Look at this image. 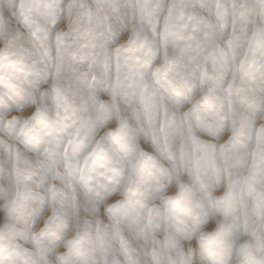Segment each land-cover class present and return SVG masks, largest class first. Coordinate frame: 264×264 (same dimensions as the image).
Segmentation results:
<instances>
[{
  "label": "snow or ice",
  "instance_id": "snow-or-ice-1",
  "mask_svg": "<svg viewBox=\"0 0 264 264\" xmlns=\"http://www.w3.org/2000/svg\"><path fill=\"white\" fill-rule=\"evenodd\" d=\"M0 45V264H264V0H0Z\"/></svg>",
  "mask_w": 264,
  "mask_h": 264
},
{
  "label": "rangeland",
  "instance_id": "rangeland-1",
  "mask_svg": "<svg viewBox=\"0 0 264 264\" xmlns=\"http://www.w3.org/2000/svg\"><path fill=\"white\" fill-rule=\"evenodd\" d=\"M17 2H18V0H17ZM64 2L66 4L67 3V0H64ZM77 2L85 3V4H90V5H93V7H94L95 3H97V0H77ZM99 2L102 3V2H104V0H99ZM13 26H15V25H13ZM88 27H89L88 20L85 18L83 20L82 24H81L82 34L85 35V36L87 35V33L85 31H83V30L87 29ZM58 28L61 29V30H67V22L65 20H62L60 22ZM128 35H129L128 32L123 33V35L121 37V42L125 41L127 39ZM84 42H86V41H84ZM0 47H2V45H0ZM157 63H159V61H157ZM113 71H115V61H113ZM44 87H47V85H45ZM102 99L107 100V99H109V97L107 95H104V96H102ZM185 107L187 108L188 106L186 105ZM32 110H33L32 108H26L23 113H18V112L13 111L12 113L9 114V118H11V116H13V115H24V116H27V115H29L31 113ZM261 124H264V119H259L257 121V128H259ZM115 126H116V124H115V122H113V123L109 124L107 126V128L108 129H111V128H114ZM106 130L107 129L102 128L100 130V132L98 133L97 138H99V136L103 135L104 131H106ZM199 135H200V138L201 139H208V140L213 139L212 137L206 136V135H204L202 133H200ZM230 135H231V131L230 130L229 131H226L224 133L223 137L221 138V141L220 142L223 143L225 140H227L229 138ZM5 139H7V137H5ZM175 191H176V188H175V186H173V188H171L169 190V192L166 193V195H171ZM223 191H224V189L223 188H220V189H218L216 191L215 195L219 196V195H221L223 193ZM121 198H122L121 195L119 193H117L116 195L109 197L108 202L109 203H112L115 200L121 199ZM0 203H2V201H0ZM50 214H51L50 210L45 213V215H50ZM2 216H3V212L0 211V219H2ZM101 218L104 219L105 222H108L107 221V216H106V214H103V211H102V217ZM214 224H215V221L213 220L211 222V225L207 226L205 228V230L206 231L211 230V228H212V226ZM39 226L40 227L43 226V220H41ZM28 247H31V246L29 245ZM58 251L63 252V251H65V249H64L63 246H61V247L58 248ZM88 258H90V257H89V255L87 253V247H86V241H85V256L82 259L87 260Z\"/></svg>",
  "mask_w": 264,
  "mask_h": 264
}]
</instances>
